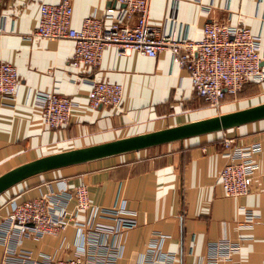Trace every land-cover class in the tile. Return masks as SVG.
<instances>
[{"label":"crops","instance_id":"obj_1","mask_svg":"<svg viewBox=\"0 0 264 264\" xmlns=\"http://www.w3.org/2000/svg\"><path fill=\"white\" fill-rule=\"evenodd\" d=\"M59 0H0V61L13 64L19 84L13 99L0 98V179L15 167L49 154L243 109L264 103V79L245 83L227 94L218 108L195 95L187 71L171 63L170 54L133 51L117 55L103 50L98 67L72 66L73 41L28 38L36 25L39 5ZM71 25L78 28L91 13L101 16L114 0H70ZM134 16L131 17L132 22ZM218 19L246 26L260 38L264 68V0H150L148 22L174 36L198 38L203 24ZM110 20L103 18V24ZM85 78L119 82L118 106L87 105ZM37 90H54L76 104L65 126L49 127L34 102ZM237 143L260 141L253 155L257 168L248 191L226 196L217 182L226 161L220 130L198 133L140 148H131L53 167L36 165L0 189V220L14 203L61 185L85 183L89 199L111 205L120 197L136 211L137 224L123 234V255L117 264H137L147 251L176 253L178 264H193L206 244L220 237H243L234 258L240 264H264V116L225 128ZM257 215L243 223L242 208ZM151 230L162 237L148 245ZM76 231L25 238L34 254L45 251L69 256ZM154 244V245H153ZM3 245L0 243V261ZM1 263V262H0Z\"/></svg>","mask_w":264,"mask_h":264},{"label":"built area","instance_id":"obj_2","mask_svg":"<svg viewBox=\"0 0 264 264\" xmlns=\"http://www.w3.org/2000/svg\"><path fill=\"white\" fill-rule=\"evenodd\" d=\"M114 1L119 7L106 5L101 16L86 15L78 28L70 22V0L42 2L37 23L27 37L71 39L73 48L69 63L75 67H98L107 46H112L117 55L135 51L154 57L167 51L171 63L187 71L195 95L213 108H218L227 94L235 95L245 83L264 79L260 38L248 27L211 19L203 24L200 37H177L148 22L150 0ZM103 18H108L110 23L104 25ZM85 81L89 84L86 101L89 107L121 103V83L94 78H85ZM18 84L15 66L0 61V98L4 101L13 99ZM34 102L49 127L65 126L76 104L54 90L35 91ZM220 131L219 141L226 161L218 171L217 182L224 195L238 196L250 187L257 168L253 155L261 149V143L239 144L225 129ZM242 214L245 224L257 217L254 211L244 207ZM136 224V211L126 206L123 197L105 206L89 199L85 183L70 187L63 184L56 189L49 187L37 196L14 203L1 218L3 251L0 264H117L123 255V234ZM67 226L76 231L75 248L69 256H55L45 251L34 254L22 246L25 238L58 234ZM160 237V231L151 230L148 245ZM242 239L224 236L207 242L205 253L193 264H240L234 253L239 251ZM137 264L178 263L174 252L147 251Z\"/></svg>","mask_w":264,"mask_h":264},{"label":"water","instance_id":"obj_3","mask_svg":"<svg viewBox=\"0 0 264 264\" xmlns=\"http://www.w3.org/2000/svg\"><path fill=\"white\" fill-rule=\"evenodd\" d=\"M263 116L264 103H261L255 106L227 111L145 133L49 154L28 161L12 169L0 179V189L6 183L28 170V168L36 165H44L45 167L49 168L65 163L82 161L126 149H136L198 133L221 130Z\"/></svg>","mask_w":264,"mask_h":264},{"label":"trees","instance_id":"obj_4","mask_svg":"<svg viewBox=\"0 0 264 264\" xmlns=\"http://www.w3.org/2000/svg\"><path fill=\"white\" fill-rule=\"evenodd\" d=\"M239 91V90H238ZM201 98V97H200ZM202 99V98H201ZM206 102V101H205Z\"/></svg>","mask_w":264,"mask_h":264}]
</instances>
